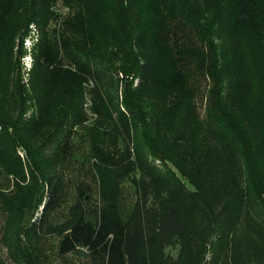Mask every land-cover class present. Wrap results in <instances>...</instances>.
<instances>
[{
	"label": "trees",
	"instance_id": "trees-1",
	"mask_svg": "<svg viewBox=\"0 0 264 264\" xmlns=\"http://www.w3.org/2000/svg\"><path fill=\"white\" fill-rule=\"evenodd\" d=\"M64 1L70 13L50 34L52 0L38 10L35 0H0V23L13 7L31 11L23 28L36 23L42 58L28 89L0 56V210L38 205L27 231L44 229L65 195L64 162L77 161L71 135L91 81L98 119L84 136L99 190L78 169L51 229L59 253L91 264H264V0ZM51 89L61 99L46 111ZM28 100L40 108L29 120ZM4 103L23 111L13 118ZM52 123L32 146L26 131ZM124 180L135 196L126 218Z\"/></svg>",
	"mask_w": 264,
	"mask_h": 264
},
{
	"label": "rangeland",
	"instance_id": "rangeland-1",
	"mask_svg": "<svg viewBox=\"0 0 264 264\" xmlns=\"http://www.w3.org/2000/svg\"><path fill=\"white\" fill-rule=\"evenodd\" d=\"M37 5L39 6L36 9H40L42 0H35ZM50 10L53 13V17L50 19L48 23V31L50 34H55V30H59L61 25L63 24V20L70 13V7L67 6L64 0H52L50 3ZM21 12L18 15H15L16 10H20ZM12 14L10 16H5L3 21L0 23L1 30H4L6 34V27L10 30L8 37L12 40L6 44L7 40L5 41V34H0V56L1 53H4L5 56V66L3 63L0 62V70H2L3 66L5 67V71L8 69H12L13 66H17V72L19 76H14V70L12 69V78H17L12 80L13 82L16 81L17 86H27L29 89L31 86V76L37 66L39 67V63H42V58L40 57V48L39 44L41 43L39 39V33L37 30V26L35 22H30L26 28H23L26 21L31 16V11L27 10L24 11L22 7H13L11 9ZM7 19V20H6ZM9 19V20H8ZM24 31L25 35L22 36V31ZM25 29V30H24ZM21 38H23L21 40ZM23 41V43L21 42ZM2 43H5V46L1 49ZM39 48V49H38ZM41 59V61H40ZM16 73V72H15ZM11 78V79H12ZM7 79V77H6ZM10 77L9 80L11 81ZM4 77L0 79V83L7 84L6 82L3 83ZM9 86H12L10 82ZM51 86V85H50ZM83 86L86 87L83 95L82 101V109L84 112V117L78 121L73 127V135L72 144H78L79 147H75L74 151V158H77V161H72V166H69L68 161L70 157L66 158L65 163V195L63 198L62 203L59 207L54 211V213L49 217L48 221L46 222L44 229L39 231L38 234L32 235L28 232L29 223L36 215H38V211L42 209V207L38 205H34V207L30 208L27 211L23 212H13V215H9L5 210H0V264H17L14 256H18L16 253L17 250H21L19 253V259L21 264H91L89 259L86 257H77L74 254H60L58 251V244L61 236L59 233H54L51 229L56 226L58 222L62 219L64 212L67 210V207L71 204L73 200V184H74V177L78 173V169L83 172V175L90 179L95 191L98 193V185L97 180L99 176L96 172V168L91 165L93 160L90 158V140L87 138L89 136V130L92 127L97 125L98 114L93 108V93L91 89L95 86L91 81L89 83H83ZM134 86H137V81L135 80ZM211 86L207 85V92L210 90ZM122 90V86L120 87V91ZM123 93V90H122ZM59 92L57 89H51L47 92V97L51 101L52 106L50 108H46V111H49L52 108L56 107L57 104L60 103L61 96H58ZM121 96H123L121 94ZM58 98V101L56 99ZM5 104V103H4ZM201 109H203L207 105V100L201 101ZM6 105V104H5ZM7 106V105H6ZM9 110H11L13 118L17 116V114L22 110L20 106H7ZM39 105L36 104L34 101H27V106L25 109L24 117L29 120L30 117L34 114L37 115L39 111ZM63 117V114L59 117V120ZM65 121L66 124H73L74 116H71ZM75 122V123H77ZM69 128V126H67ZM1 128V127H0ZM55 131V124L52 123L51 126H46L37 131H26V136L30 139L32 146L37 145V141L39 137L43 134L48 135L52 134ZM84 133H87V136H84ZM22 134V133H21ZM74 147L71 144L65 148V151L69 152V148ZM58 144L54 148L55 153L58 152ZM20 154L25 155L23 149L19 148ZM151 159V158H150ZM151 163L158 168H161L162 164L159 160H151ZM96 174L97 179H93V175ZM181 179L184 181L188 188L192 189L191 184L187 179L179 174ZM134 185L130 180H124L122 183V198L119 199L120 207H121V215L126 218L129 216L131 209L133 207V202L135 196L134 193ZM5 188V187H4ZM133 201V202H132ZM242 234H247V229L244 228L242 230ZM240 240V238L238 237ZM237 240L235 239V242ZM16 250V251H15ZM178 250H171L170 255L176 257ZM182 262V261H181ZM222 260H217L215 263L212 264H222Z\"/></svg>",
	"mask_w": 264,
	"mask_h": 264
}]
</instances>
